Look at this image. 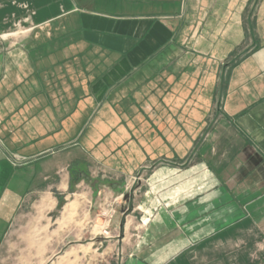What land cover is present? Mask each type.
I'll use <instances>...</instances> for the list:
<instances>
[{
  "label": "crops",
  "instance_id": "1",
  "mask_svg": "<svg viewBox=\"0 0 264 264\" xmlns=\"http://www.w3.org/2000/svg\"><path fill=\"white\" fill-rule=\"evenodd\" d=\"M136 180L66 264H264V0H0V264Z\"/></svg>",
  "mask_w": 264,
  "mask_h": 264
},
{
  "label": "rangeland",
  "instance_id": "2",
  "mask_svg": "<svg viewBox=\"0 0 264 264\" xmlns=\"http://www.w3.org/2000/svg\"><path fill=\"white\" fill-rule=\"evenodd\" d=\"M162 183V180L157 181ZM173 182V181H172ZM169 185V184H168ZM146 186L145 180L135 181L131 186L128 184L126 192L119 197V209L116 210L113 201L111 206L105 207V211H101L97 206H90L89 203L86 206L82 204L77 207L66 217L62 218L61 211L52 217L53 225L50 228H44L43 235L45 236H58L59 243L43 244L44 264L56 263L66 264L67 257H75L77 260V254L81 252L92 251L93 248L102 250L106 245L103 241H110L117 239L116 237H131L130 239H124L122 246L127 250L134 248V238L138 232L144 231V229H134L131 226H123L125 228L120 229L115 227L113 222L120 221L125 225L129 220V215L133 209V205L139 200V191H143ZM136 188H139L136 190ZM123 207V208H122ZM60 219V220H59ZM179 229H156L158 234H162L164 231H170V235H178ZM104 231L106 232L104 234ZM161 231V233H159ZM101 237L96 239L93 246L90 242V238ZM121 243V242H120ZM46 256L52 258L48 260Z\"/></svg>",
  "mask_w": 264,
  "mask_h": 264
},
{
  "label": "built area",
  "instance_id": "3",
  "mask_svg": "<svg viewBox=\"0 0 264 264\" xmlns=\"http://www.w3.org/2000/svg\"><path fill=\"white\" fill-rule=\"evenodd\" d=\"M106 232L104 231V234H105Z\"/></svg>",
  "mask_w": 264,
  "mask_h": 264
}]
</instances>
